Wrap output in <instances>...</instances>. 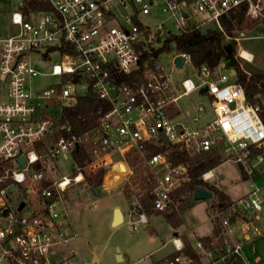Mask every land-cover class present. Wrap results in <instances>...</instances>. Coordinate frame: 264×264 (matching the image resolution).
Instances as JSON below:
<instances>
[{"label": "built area", "instance_id": "1", "mask_svg": "<svg viewBox=\"0 0 264 264\" xmlns=\"http://www.w3.org/2000/svg\"><path fill=\"white\" fill-rule=\"evenodd\" d=\"M241 5L249 18L264 17V0H0V264H71L72 249L57 251L72 237L62 214L67 189L85 174L102 172L104 181L112 167L120 178L130 177V152L155 180V211L168 209L171 192L189 180L188 161L175 162L176 156L215 152L221 163L235 164L249 189L216 207L223 244L212 240L206 248L197 241L192 248L209 257L207 264L230 258L250 264L245 240L263 231L256 220L264 188L255 180L264 173V84L250 98L223 61L210 69L176 49L166 66L159 60L169 51V36L204 26L224 33L221 18ZM52 53L59 62L40 71L33 55L50 59ZM187 64L194 78L175 79ZM47 75L57 80L33 89L32 79ZM193 92L205 102L183 109L179 101ZM86 96L99 101L96 121L75 132L61 121L62 111ZM77 150L86 154L82 165L73 160ZM59 161L71 167L70 175H56ZM213 176L211 168L201 179ZM15 190L31 197L17 200ZM139 195L129 200L133 230L148 223ZM171 241L175 252L158 264H192L180 239Z\"/></svg>", "mask_w": 264, "mask_h": 264}, {"label": "rangeland", "instance_id": "2", "mask_svg": "<svg viewBox=\"0 0 264 264\" xmlns=\"http://www.w3.org/2000/svg\"><path fill=\"white\" fill-rule=\"evenodd\" d=\"M170 27L174 29L171 24ZM224 41L231 45L235 56L241 59V63L244 59L240 56L239 50L245 49L251 53L250 61L264 71V17L251 19L245 14L244 21L232 30L230 36L225 35ZM171 54L172 49L160 55L159 60L164 66L169 63ZM59 60L58 53H52L50 59L33 55L34 65L42 72H49L51 64ZM186 76L194 78L188 64L173 73V77L178 80ZM55 80L57 77L38 76L32 79V87L42 89ZM190 101L205 102V99L197 92H193L181 99L179 104L186 109ZM57 165L55 171L57 176L71 174V167L67 163L59 161ZM120 176L121 173L112 167L106 171L104 181L101 180L98 185L87 184L84 177L80 182L72 183L67 189L64 195L65 209L62 214L67 213L71 223H68L66 229L72 237L68 243L69 247H64L65 250L73 248L75 255L71 258V264H155L160 256L174 250L171 243L173 230L161 213L150 216L149 223L139 224L135 230L130 228L128 218L118 225H109L105 219L103 207L111 202H118L124 208V198L129 205L132 196L136 192L141 195L143 191L137 175L121 178L117 183ZM115 182L117 184L113 186ZM209 182L216 183L233 198L249 189V181L243 180L238 167L230 162L216 166L214 177ZM255 184L264 188V179L255 180ZM107 190L108 194L102 195ZM14 195L17 200H28L31 197L26 194L23 196L18 190H15ZM190 199L191 195L185 193L173 200L172 204L177 210H182L184 227L190 229L194 235L209 234L211 222L205 210L207 200H195L187 206L191 202ZM194 235L191 234L192 238H195ZM117 252L123 255V262L119 256H116ZM94 257L95 261H93ZM203 262L204 264L209 262L207 256ZM212 264L223 263L213 262Z\"/></svg>", "mask_w": 264, "mask_h": 264}, {"label": "trees", "instance_id": "3", "mask_svg": "<svg viewBox=\"0 0 264 264\" xmlns=\"http://www.w3.org/2000/svg\"><path fill=\"white\" fill-rule=\"evenodd\" d=\"M245 10L246 6L241 5L235 12H231L228 16L221 18L220 22L224 29V33L212 26H207L200 29L189 28L181 34L169 36L165 41L164 48L167 50L176 49L177 51H184L190 55L193 64H204L210 69H214L220 61L225 62L228 66H231L234 69L238 80L246 85V94L251 98L252 93L257 89V84H264V71H260L255 75L246 74L240 66L241 59L235 56L233 48L230 52L227 51V43L224 41L225 35L230 36L232 30L237 28V26H239L244 21ZM98 104L99 101L92 97H79L76 106L63 109L61 121L69 122L75 132L83 131L95 123L96 116L94 114V110ZM157 150L158 149L155 147L150 148V152H156ZM85 157L86 154L82 150H77L73 153V160L79 165H82L83 158ZM183 159H186L189 163V180L171 192L170 196L172 203L173 200L181 197L185 193L192 195L197 187H205L211 191L213 196L216 198L214 205L217 208L225 207L231 202L226 193L218 189L215 185L204 182L201 179V174L203 172L214 168L221 163L220 157L217 153L204 152L195 154L193 156L182 154L176 156L174 161L179 162ZM128 161L132 168L133 175L138 176L143 187L139 201L145 213H161L172 227L176 228L179 226L181 224V219L172 203L170 204V207L164 211H155L153 209L152 194L150 193V189L153 187L155 180L151 172L144 165L140 155L136 152H130L128 154ZM102 175V172H98L94 175L85 174V182L89 185H98L102 180ZM241 176L243 179L246 178L242 172ZM213 225L212 236L199 239V241L206 248H210L209 242L212 241L215 236H219L221 233L217 219ZM220 238L221 235L218 239ZM183 242V252L192 259V264H202L200 261V255L193 250L189 240L183 238ZM220 246L221 243L218 244V248ZM254 256L255 254L249 257L250 264H264V257L254 260Z\"/></svg>", "mask_w": 264, "mask_h": 264}, {"label": "crops", "instance_id": "4", "mask_svg": "<svg viewBox=\"0 0 264 264\" xmlns=\"http://www.w3.org/2000/svg\"><path fill=\"white\" fill-rule=\"evenodd\" d=\"M214 168H215V167H214ZM214 168H213V173H214ZM262 168H263V171H264V165L262 166ZM238 170H239V173H240V176H241V171H240L239 168H238ZM213 177H214V176H213ZM241 178H242V176H241ZM242 179H243V178H242ZM258 179H264V173H259V174L256 176V180H258ZM115 180H116V179H115ZM120 180H121V178H119L118 181H116V182L118 183ZM243 180L248 181L247 178H245V179H243ZM209 181H210V180H209ZM209 181H208L207 183L212 184V185H215L218 189L222 190L224 193H226V195L230 198V200L237 199V198L243 196L244 194H246L247 191H248V189H247V191H246L245 193L241 194L240 196H238V197H236V198H233V197H231V196H230V195H229L224 189H221L220 187H218V186L216 185V183H211V182H209ZM116 182H115V184H114L113 186H115V185L117 184ZM110 187H112V186H110ZM110 187H109V188H110ZM204 188H205V187H204ZM248 188H249V187H248ZM106 194H108V190L105 191L104 193H102V195H106ZM190 200H191V202H190V204H188L187 206H190V205L192 204V202L195 201V199H194V192H193V194L191 195V199H190ZM204 200H205V199H204ZM206 200H207V205H206V207H205V210H206L207 214H209V219H210V222H211V230H210V233L207 234V235H203V236L194 235L193 232H192L190 229L184 227L183 219H182V214H181V211H182V210H181V209H180V210H177V209H176V210H177V213H178V215H179V217H180V219H181V224H180L179 226H177L176 228H174V227H172V226L168 223L169 226H170V228H172V230H173V236L171 237V240H172L173 238H178V239H180L181 243H182L183 246H184L183 238H186L187 240H189L190 245H191V247H192L197 241H199L200 238L211 237V236H212V234H213V226H214L213 224L215 223V220L217 219V216H216V207H215V205H214V203L216 202V198H215V197L213 196V194H212L211 197L208 198V199H206ZM213 200H214V201H213ZM187 206H185V207H187ZM116 207L119 208V209H120V212L122 213V222L124 221L125 218H128V219H129V215H128L129 205H128L126 199L124 198V208H123V206H122L120 203H118V202H111L110 204H107V205H105V206L103 207V211H104V214H105V219L107 220V222L109 223V225H111V222H112V219H113V210H114V208H116ZM212 207H213V208H212ZM145 214H146V213H145ZM154 214H156V213H151V214H146V215H147V218H149L150 216H152V215H154ZM65 216H66V219H67L68 223H70V220H69V217H68L67 213H65ZM122 222H121V223H122ZM256 222H257V223L263 228V230H264V211L262 212V215H261L260 219L256 220ZM148 223H149V219H148ZM70 224H71V223H70ZM191 234L194 235L195 238H192ZM220 235H221V233H220ZM220 235H219V236H220ZM239 235H240V232H239V230H237V231L235 232V236H239ZM219 236H215V237L212 239V240L214 241L215 245H217V246H218V244H220V243H221V245L223 244V236L225 237V235H223V236L221 235V238L218 239ZM171 243H172V241H171ZM245 243H246V252H247V254H248L249 257L252 256L253 254H255V256H254V260H256V259H258V258H262V257H264V240H263V231H262V234H261V235H248V238L245 240ZM172 245H173V244H172ZM68 247H69V245H68ZM173 248H174V250H173L172 252L165 253V254H163L162 256H160V257L157 259V261H156L155 264H158L163 258L172 255V254L175 252V247H174V245H173ZM67 249H68V248H67ZM67 249H66V250H67ZM70 249L73 250V248H71V247H70ZM60 250L65 251L64 247H62V246H58V247H57V251L59 252ZM116 256H119V257H120L121 262L124 261V257H123V255H122L121 253L117 252V253H116ZM204 259H206V256L200 255V261H201L202 264H204V262H203ZM208 259H209V257H208ZM248 259H249V258H248ZM223 264H243V263H241V261H238V260H236V259H234V258H230V259L228 260V262L223 263Z\"/></svg>", "mask_w": 264, "mask_h": 264}, {"label": "water", "instance_id": "5", "mask_svg": "<svg viewBox=\"0 0 264 264\" xmlns=\"http://www.w3.org/2000/svg\"><path fill=\"white\" fill-rule=\"evenodd\" d=\"M231 49H232L231 45L227 44V51L230 52ZM176 63L177 65H180L182 63V58L180 56L176 57ZM241 67L243 68L245 72H247L248 74H252V75H255L261 71L255 64H253L250 60H246V59H244L243 62L241 63ZM205 89L206 88L204 87L202 91H204ZM19 161L23 162L24 158L22 156L19 157ZM211 195H212L211 191L204 187H197L194 190L195 200L208 199L211 197ZM121 222H122V213L120 212V209L116 207L113 210V219H112L111 225L115 226ZM95 260L96 258L94 257L93 261Z\"/></svg>", "mask_w": 264, "mask_h": 264}, {"label": "bare ground", "instance_id": "6", "mask_svg": "<svg viewBox=\"0 0 264 264\" xmlns=\"http://www.w3.org/2000/svg\"><path fill=\"white\" fill-rule=\"evenodd\" d=\"M239 54H240L241 57H243V58H245V59H247V60H250V59H251V53L248 52V51L245 50V49H240V50H239Z\"/></svg>", "mask_w": 264, "mask_h": 264}]
</instances>
